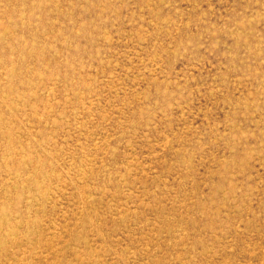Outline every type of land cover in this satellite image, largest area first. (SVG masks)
Masks as SVG:
<instances>
[{
  "label": "rangeland",
  "instance_id": "374dc122",
  "mask_svg": "<svg viewBox=\"0 0 264 264\" xmlns=\"http://www.w3.org/2000/svg\"><path fill=\"white\" fill-rule=\"evenodd\" d=\"M0 264H264V0H0Z\"/></svg>",
  "mask_w": 264,
  "mask_h": 264
}]
</instances>
